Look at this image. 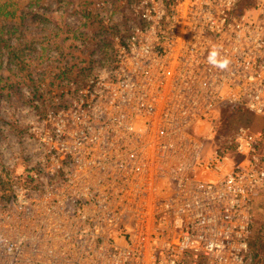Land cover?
I'll return each instance as SVG.
<instances>
[{
  "label": "built area",
  "instance_id": "2783aa9c",
  "mask_svg": "<svg viewBox=\"0 0 264 264\" xmlns=\"http://www.w3.org/2000/svg\"><path fill=\"white\" fill-rule=\"evenodd\" d=\"M86 5L105 35L84 77L2 111L0 264H251L264 130L218 127L264 119V0Z\"/></svg>",
  "mask_w": 264,
  "mask_h": 264
},
{
  "label": "rangeland",
  "instance_id": "374dc122",
  "mask_svg": "<svg viewBox=\"0 0 264 264\" xmlns=\"http://www.w3.org/2000/svg\"><path fill=\"white\" fill-rule=\"evenodd\" d=\"M24 3L18 2L21 8ZM54 5H49V14L37 28L28 29V23H18L19 31L15 33L9 32L12 21L0 15V121L5 119L3 109L9 111L10 115H6L10 120H16L13 110L17 107H30L36 114L44 113L55 98L62 96L63 83L84 77L78 74L88 71L93 56L101 50L99 45L105 34L100 22L92 18L87 24L80 25V11L87 8L84 0H64L57 11L59 13L52 8ZM5 6L7 12L14 9L11 0H1L0 7L4 9ZM104 44L105 56L108 57L109 36ZM35 45L41 46L44 52L39 53ZM13 58L18 59L16 63ZM18 62L23 63L25 71L18 69ZM66 69V75L59 77ZM240 125L264 130V119L239 110L225 111L219 120L218 135H230ZM19 131L20 128L15 127V132ZM190 133L203 138L199 128L191 129ZM259 196L262 198L254 200L251 209V238L256 234L264 237V192ZM259 259V263L264 264V253Z\"/></svg>",
  "mask_w": 264,
  "mask_h": 264
},
{
  "label": "crops",
  "instance_id": "0c3cea01",
  "mask_svg": "<svg viewBox=\"0 0 264 264\" xmlns=\"http://www.w3.org/2000/svg\"><path fill=\"white\" fill-rule=\"evenodd\" d=\"M11 1L14 9L13 11H11L12 15L8 17L9 21H12L13 23L11 24L10 27V31H9L10 33H15L19 31L20 25L18 23L23 24V22L24 24L28 23L29 25L28 29L37 28L39 26L38 23L43 21L44 18L49 14L50 11V9H48L49 5L55 4L52 8L54 9V11L57 12L58 9L61 8L62 3L64 2V0H21L25 2L23 8H21V6L18 4L20 0H11ZM84 2L86 3V0H84ZM92 16L93 15H91V18ZM32 20L34 21L32 22ZM80 21H81L80 25L85 24V21L83 22L81 19ZM0 31L2 30L0 29Z\"/></svg>",
  "mask_w": 264,
  "mask_h": 264
},
{
  "label": "trees",
  "instance_id": "16d2710c",
  "mask_svg": "<svg viewBox=\"0 0 264 264\" xmlns=\"http://www.w3.org/2000/svg\"><path fill=\"white\" fill-rule=\"evenodd\" d=\"M5 8H6V6L4 7V9H2L0 7V15H2L4 18H8L9 16L12 15V12L5 11ZM80 12H81V16L84 19H86L85 24H87L89 21H91L92 18L97 20L96 17L92 16V18H91V14H89L87 12V10H82ZM0 34H2V31H0ZM13 59H15V63L18 60L17 58H13ZM17 66H18V69L21 72L25 71L22 62H18ZM66 71H68V69H66L64 72L61 73V75H63V76H59V77H64L66 75ZM28 76H31V75L29 74ZM30 80L32 81V79H30ZM5 97H8V95H5ZM0 98H1V96H0ZM251 228H252V226H251ZM251 236H252V229H251ZM250 253H251V256H252L251 264H260L259 263L260 262L259 257H261V254L264 253V237H262L261 235L256 234V236L254 238H250ZM257 260H259V261H257ZM256 261H257V263H255Z\"/></svg>",
  "mask_w": 264,
  "mask_h": 264
},
{
  "label": "clouds",
  "instance_id": "9594fccd",
  "mask_svg": "<svg viewBox=\"0 0 264 264\" xmlns=\"http://www.w3.org/2000/svg\"><path fill=\"white\" fill-rule=\"evenodd\" d=\"M216 57H217V52H216L215 50H213V51L209 54V57H208L209 63H211V64H216V62H217Z\"/></svg>",
  "mask_w": 264,
  "mask_h": 264
}]
</instances>
